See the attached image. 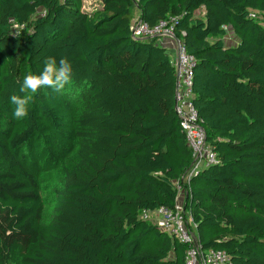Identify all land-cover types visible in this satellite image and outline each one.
<instances>
[{
    "label": "trees",
    "instance_id": "obj_1",
    "mask_svg": "<svg viewBox=\"0 0 264 264\" xmlns=\"http://www.w3.org/2000/svg\"><path fill=\"white\" fill-rule=\"evenodd\" d=\"M82 2L0 0V264H184L141 218L173 208L192 158L171 57L131 37L134 17H177L195 59L192 102L217 156L183 183L201 245L264 264V0ZM49 57L71 62L66 85L85 101L45 87L15 118L10 98Z\"/></svg>",
    "mask_w": 264,
    "mask_h": 264
},
{
    "label": "built area",
    "instance_id": "obj_2",
    "mask_svg": "<svg viewBox=\"0 0 264 264\" xmlns=\"http://www.w3.org/2000/svg\"><path fill=\"white\" fill-rule=\"evenodd\" d=\"M177 17H168L154 25H149L139 17H134L130 24L133 39L155 38L160 45L169 42L175 50L171 64L174 68L175 90L174 111L179 119L181 131L190 150L192 162L188 171L182 176L181 182H176L177 196L173 208L160 207L154 210H144L141 218L153 222L157 228L177 240L184 247V264H231L229 254L221 249L205 248L201 245L196 225L185 209V187L189 178L203 168L217 162L213 147L206 142V133L193 105V66L194 57L189 54L174 32ZM184 33L181 32V35Z\"/></svg>",
    "mask_w": 264,
    "mask_h": 264
},
{
    "label": "clouds",
    "instance_id": "obj_3",
    "mask_svg": "<svg viewBox=\"0 0 264 264\" xmlns=\"http://www.w3.org/2000/svg\"><path fill=\"white\" fill-rule=\"evenodd\" d=\"M72 64L66 58L57 60L49 57L44 61L41 71L38 73H29L24 76L21 92L24 95H13L10 100L15 105L13 116L17 119H23L28 115L29 104L32 94L38 90L48 87L59 92L69 83L72 76Z\"/></svg>",
    "mask_w": 264,
    "mask_h": 264
},
{
    "label": "rangeland",
    "instance_id": "obj_4",
    "mask_svg": "<svg viewBox=\"0 0 264 264\" xmlns=\"http://www.w3.org/2000/svg\"><path fill=\"white\" fill-rule=\"evenodd\" d=\"M83 4V6H82V10H84V11H88V12H90V11H95V10H97L98 8H100V6H101V0H83V2H82ZM201 9L202 8H199L198 10H197V13L198 12H201ZM42 10H38V13H40ZM133 12H135V9L133 10ZM133 15L134 16H136V13H133ZM232 34H231V32L229 31L228 32V38H227V40L229 41V43H231L232 42ZM168 50V49H167ZM168 53H169V55L172 57L173 56V54H172V52L170 51V50H168ZM174 58V57H173ZM64 91H65V93H68L69 94V99L70 100H73V99H75V101H77V100H80L79 102H77V104H76V106L78 107V106H80L84 101H85V98H81V92H80V94H79V97H78V94L76 93V92H70V86L69 85H66L65 87H64ZM81 102V103H80ZM45 178H46V180L49 182L52 178H51V176H45ZM44 178V179H45ZM56 181V182H55ZM54 185H58V183H59V177L58 176H56L55 177V179H54Z\"/></svg>",
    "mask_w": 264,
    "mask_h": 264
},
{
    "label": "crops",
    "instance_id": "obj_5",
    "mask_svg": "<svg viewBox=\"0 0 264 264\" xmlns=\"http://www.w3.org/2000/svg\"><path fill=\"white\" fill-rule=\"evenodd\" d=\"M133 13H136V15H138L139 12H138L137 8H135V12H133ZM204 13H205V10H204V8H202L201 12L197 13V10H196L195 15L203 16ZM234 41H235V38L232 39L233 43H234ZM165 48H166V50L168 49V50H170L172 52L173 56L172 57L170 56V57L173 58L175 56V50H174V47H172V44L169 42V44H167V47L165 46ZM168 50H167V52H168Z\"/></svg>",
    "mask_w": 264,
    "mask_h": 264
}]
</instances>
